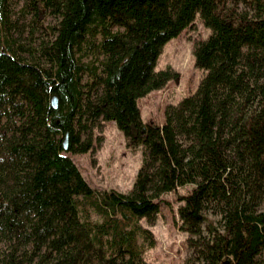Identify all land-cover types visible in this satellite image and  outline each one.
I'll list each match as a JSON object with an SVG mask.
<instances>
[{
  "label": "trees",
  "instance_id": "16d2710c",
  "mask_svg": "<svg viewBox=\"0 0 264 264\" xmlns=\"http://www.w3.org/2000/svg\"><path fill=\"white\" fill-rule=\"evenodd\" d=\"M13 10L0 0V264H149L156 237L142 221L184 187L186 264H264V0H25ZM197 15L212 30L194 50L206 74L164 124L145 122L139 99L178 78L156 70L163 48ZM101 121L142 149L129 193L95 189L66 155L93 150Z\"/></svg>",
  "mask_w": 264,
  "mask_h": 264
},
{
  "label": "rangeland",
  "instance_id": "374dc122",
  "mask_svg": "<svg viewBox=\"0 0 264 264\" xmlns=\"http://www.w3.org/2000/svg\"><path fill=\"white\" fill-rule=\"evenodd\" d=\"M25 0H13L14 17L21 14ZM56 18L48 16L45 25H53ZM212 30L207 28L197 15L194 23L181 35L170 40L163 48L156 70L171 69L178 74L165 87L154 90L139 99L142 117L145 122H165V109L178 104L184 97L190 96L198 89L206 71L196 67L194 50L197 43L207 39ZM28 39L29 30L24 33ZM37 43L46 38V31L38 33ZM95 147L88 153L74 154L66 152L80 168L83 176L98 190H117L129 193L136 182L142 166V149L127 147L123 132L113 121H101L94 129ZM191 187H184L177 193L163 196L161 211L154 221L144 219L142 224L151 229L156 237V245L145 253L149 264H186L192 255L189 248V234L179 228V196L186 194ZM218 220L219 217L210 215ZM206 231L207 224H204Z\"/></svg>",
  "mask_w": 264,
  "mask_h": 264
},
{
  "label": "water",
  "instance_id": "95a60500",
  "mask_svg": "<svg viewBox=\"0 0 264 264\" xmlns=\"http://www.w3.org/2000/svg\"><path fill=\"white\" fill-rule=\"evenodd\" d=\"M59 105V99L57 95H53L52 97V106L54 108H58ZM68 138H69V133L66 134L65 139H64V149L65 151L68 150Z\"/></svg>",
  "mask_w": 264,
  "mask_h": 264
}]
</instances>
